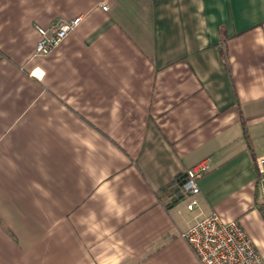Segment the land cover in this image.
Listing matches in <instances>:
<instances>
[{"label":"crops","instance_id":"crops-1","mask_svg":"<svg viewBox=\"0 0 264 264\" xmlns=\"http://www.w3.org/2000/svg\"><path fill=\"white\" fill-rule=\"evenodd\" d=\"M262 158L264 0H0V264H200L212 214L264 255Z\"/></svg>","mask_w":264,"mask_h":264},{"label":"built area","instance_id":"built-area-1","mask_svg":"<svg viewBox=\"0 0 264 264\" xmlns=\"http://www.w3.org/2000/svg\"><path fill=\"white\" fill-rule=\"evenodd\" d=\"M103 11L107 5L101 6ZM81 21L80 17L70 20L57 19L47 28L36 27L39 39L35 46V55L47 56L54 50ZM259 174L264 176V158L258 160ZM209 169L203 161L186 171L174 180L177 193L181 196L193 197L199 193L197 180ZM197 205L192 200L188 210ZM200 264H264V258L256 250L251 239L238 221H223L216 214L205 217L190 226L181 234Z\"/></svg>","mask_w":264,"mask_h":264},{"label":"rangeland","instance_id":"rangeland-1","mask_svg":"<svg viewBox=\"0 0 264 264\" xmlns=\"http://www.w3.org/2000/svg\"><path fill=\"white\" fill-rule=\"evenodd\" d=\"M261 256L264 258V255L263 254Z\"/></svg>","mask_w":264,"mask_h":264}]
</instances>
